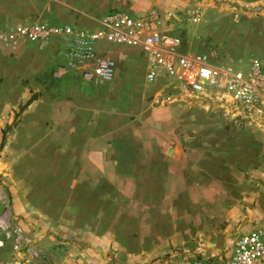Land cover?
Listing matches in <instances>:
<instances>
[{"label":"rangeland","instance_id":"374dc122","mask_svg":"<svg viewBox=\"0 0 264 264\" xmlns=\"http://www.w3.org/2000/svg\"><path fill=\"white\" fill-rule=\"evenodd\" d=\"M213 6L204 15L196 5L190 6L199 9L200 20L196 23L183 20L185 29L173 35L179 39L175 50L204 54L212 64L230 65L234 69H247L252 58L263 60L264 5L221 3L214 10ZM222 15L233 20H224ZM210 23L216 35L202 32V26ZM216 38L221 45L215 42ZM101 48L114 57L117 74L125 68L118 52L131 51L125 71L129 83L141 91L139 102L147 103L150 108L176 106L187 114L195 109L210 114L211 122L204 126L210 127L208 136L197 135L199 140L174 145L171 152L162 154L163 160L131 156L120 164L88 163L86 156L100 143L82 138L85 132L58 131L54 124L58 118L53 111L54 99L60 93L68 97L75 92V88L61 92L66 86L58 88L51 81L50 69L58 59L43 68L47 75L39 71L26 77L15 67L10 82L0 75V133L15 119L5 132L0 149V224L5 226L4 231L15 224L23 228L25 223L28 229H23L31 234L43 231L49 234L50 230L57 229L58 222L63 223V228L71 227L76 236L87 233L100 239L102 261L99 264H164L169 252L190 248L197 242L226 248L228 256L234 240L264 219V119L237 116L228 101L214 94L153 91V83L143 82L145 54L139 48L118 44ZM233 56H237L234 61ZM88 84L92 89L93 85ZM106 84L94 86L102 89ZM85 87L76 89L88 92ZM125 87L118 86L114 92H122ZM30 96L35 99L16 117L18 105ZM185 96L187 99L180 100ZM67 105L68 98H65L63 106ZM29 107L32 114L39 115L34 124L41 122L30 131L21 124L22 114ZM179 118L175 113L166 115L173 126ZM136 119V115L130 114L124 122ZM183 120V130L192 127V118L187 116ZM174 129L180 131L179 126ZM76 155L78 163L72 161ZM101 167L109 174L108 185H104L103 195L99 196L101 205L94 201L82 204V199L99 194L93 189L83 196L81 189L87 185L85 177L100 173ZM230 188L235 198L230 197ZM19 205L20 211L16 208ZM0 238H5L3 233ZM50 247L45 253L55 262ZM17 261L18 253L8 237L0 247V264Z\"/></svg>","mask_w":264,"mask_h":264},{"label":"crops","instance_id":"0c3cea01","mask_svg":"<svg viewBox=\"0 0 264 264\" xmlns=\"http://www.w3.org/2000/svg\"><path fill=\"white\" fill-rule=\"evenodd\" d=\"M239 2L264 5V0H0V35L8 31L15 23L32 21H41L51 25L68 24L73 26L74 31H91L100 26V20L111 10L124 12L132 17H151V13L158 14L156 28L174 35L178 31L183 32L185 29V24L183 23L185 18L183 16L190 6L196 5L202 10L201 14L204 15L206 9L210 8L211 5H214V10L216 4L224 3L230 5ZM216 11L219 10L217 9ZM167 12L171 13L169 18L166 16ZM220 17L224 20H233L231 16L222 15ZM151 21L155 22L154 19H151ZM212 26L211 23L202 26V32L216 35L211 31ZM217 40L218 38H216L215 42L221 45L219 40ZM222 47L225 46L223 45ZM64 48L63 36L52 37L44 42L29 43L21 41L12 45L0 39V75L10 82L16 72L14 71L15 67H19L21 74L26 77H30L33 73L39 71L47 75L48 72L44 71L43 68L53 64L57 59L56 63L59 62ZM189 49L191 50V48ZM108 53L110 56V52ZM118 54H120V59L126 63L132 53L130 50H122ZM188 54L192 55L194 53ZM231 58L234 61L237 56ZM125 63V68L121 72V74L125 73V76L122 77L119 71L118 74L115 72L117 76L115 75L116 77H114L112 82H105L107 84L102 89L93 84V88L90 89L87 82L72 76L60 80L50 78L58 88L60 85L66 86L61 89V92L75 88V92L70 93L68 97L60 93L54 99L56 106H54L53 111L55 116H58L57 119H54V124L58 126L56 130L85 132L86 135L82 138L88 137L94 143H100L99 146L95 145L93 147L94 149L91 150L90 155L86 156V162L95 165L120 164L130 160L131 156H134L133 158L135 159L145 156L163 160L161 158L163 157L162 154L165 151L171 152L174 145H182L187 140L193 141L197 139V135H201V138L202 135L208 136L210 127L206 129L204 126L211 122L209 118L211 116L208 113H204L201 109L191 110L187 114L176 106L150 108L147 103L139 102L141 91L129 83L125 71ZM43 78L47 79L48 76ZM123 81L126 82V85H123ZM143 82L145 81L143 80ZM152 83L153 91L167 90L174 92L178 90L179 95H185L186 92L179 83L167 77L160 76ZM86 85L87 87H85ZM79 86L83 89L84 87L88 88V92L77 91L76 88H79ZM118 86L126 87L122 92L116 93L114 90H118ZM65 98H68L67 106H63ZM183 99H187L186 96L185 98H180V100ZM178 103L177 105H179ZM167 113L178 114L180 117L177 119L178 124L170 125L166 119ZM130 114L137 116L135 122H129L130 120H128V123L124 122L127 116L129 119ZM38 116L35 113L32 114L31 107L22 114L21 124L26 126L25 130H33V126L41 123L37 122L34 124L35 118L37 119ZM187 116L192 118L193 124H191L192 127L183 130V117L187 119ZM68 126H70V129ZM178 126L180 131L175 132L174 128ZM198 131L202 133L198 134ZM211 131H214L213 126ZM79 138L81 139V137ZM197 140L195 142H198ZM72 161L80 162L77 155L74 156ZM90 175L85 177V182L87 183L85 187H82V181L79 183V186L82 187L81 195L84 196V194L92 192L93 189L98 191L99 194H88L90 198L82 199L81 203L85 204L89 203V201H94L97 205H101L99 196L102 197L103 195L104 185H108V170H103L101 167L100 173ZM75 186L73 187L74 190ZM232 190L230 188V197L235 198L236 195ZM220 195L224 196L223 193H220ZM16 208H18V211L21 209L20 205ZM262 208L264 210V203ZM262 215H264V211ZM24 225L23 228L28 229L25 223ZM62 225L63 223L58 222L57 229L50 230L51 234H47L44 231L39 232V234H31L21 228L24 234L26 232L29 233V235L27 233L25 235L31 238L34 244L43 248L44 251H41L44 264H99L102 261L100 258L102 252L99 251L101 245L100 247L98 246L99 238L87 233L76 236L71 231V227L66 229ZM49 246H51L50 251L55 255V262L49 259L48 254L45 253L46 250H49Z\"/></svg>","mask_w":264,"mask_h":264},{"label":"built area","instance_id":"2783aa9c","mask_svg":"<svg viewBox=\"0 0 264 264\" xmlns=\"http://www.w3.org/2000/svg\"><path fill=\"white\" fill-rule=\"evenodd\" d=\"M166 16L169 18L171 13L167 12ZM157 17L155 13H151V17H132L111 10L100 20V26L91 31H74L68 24L18 22L0 35V39L14 44L17 41L44 42L63 36L65 48L61 60L50 69L51 78L60 80L69 75L93 85L110 82L116 72L115 59L101 47L106 44L136 47L145 54L146 83L160 76L167 77L192 95L214 94L228 101L237 116L264 119V59H250L248 68L243 70L212 64L204 54L177 52L179 39L157 29ZM183 18L196 23L200 20V11L197 7L188 8ZM4 229L0 224V235L3 233L4 239L11 237L12 247L18 253L16 264H44L41 249L24 234L20 225ZM3 240L0 238V247ZM232 245L227 256L226 248L197 242L190 248L169 252L164 264H264V219L241 233Z\"/></svg>","mask_w":264,"mask_h":264},{"label":"trees","instance_id":"16d2710c","mask_svg":"<svg viewBox=\"0 0 264 264\" xmlns=\"http://www.w3.org/2000/svg\"><path fill=\"white\" fill-rule=\"evenodd\" d=\"M35 99L34 96H30L27 98V100L22 104V105H18V110L15 113V116L17 117L19 115V113L22 111V109L27 106L30 102H32ZM15 123V119L9 124L7 125L5 128H3L1 130L0 133V149L2 148L3 144H4V137H5V132L11 128V126H13V124Z\"/></svg>","mask_w":264,"mask_h":264}]
</instances>
